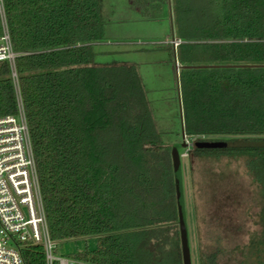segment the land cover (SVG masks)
<instances>
[{"label":"trees","instance_id":"obj_1","mask_svg":"<svg viewBox=\"0 0 264 264\" xmlns=\"http://www.w3.org/2000/svg\"><path fill=\"white\" fill-rule=\"evenodd\" d=\"M128 2L147 21L172 15L189 159H240L257 192L258 230L231 249L199 248L198 264H264V147L252 146L264 141V0ZM3 5L50 239L95 238L96 249L67 256L82 264H182L173 146L137 69L95 63L102 0ZM16 110L2 62L0 118ZM21 254L45 264L40 246Z\"/></svg>","mask_w":264,"mask_h":264},{"label":"rangeland","instance_id":"obj_2","mask_svg":"<svg viewBox=\"0 0 264 264\" xmlns=\"http://www.w3.org/2000/svg\"><path fill=\"white\" fill-rule=\"evenodd\" d=\"M128 3L102 0L103 40L93 47L95 63H123L137 69L162 141L174 146L182 141V130L175 54L166 48L172 38V16L167 10L163 18L147 21L137 16ZM184 142L185 148H178L184 206L191 264H198L199 248L210 252L218 245L231 249L244 244L258 230L259 200L240 159L190 160L191 140L185 136ZM56 248L63 258L87 248L96 249V239L63 240Z\"/></svg>","mask_w":264,"mask_h":264},{"label":"built area","instance_id":"obj_3","mask_svg":"<svg viewBox=\"0 0 264 264\" xmlns=\"http://www.w3.org/2000/svg\"><path fill=\"white\" fill-rule=\"evenodd\" d=\"M168 43L174 50L181 41L173 37ZM17 56L0 0V63L8 64L17 107L14 115L0 118V264H24V246L43 248L45 264H82L58 256V243L49 237L15 69Z\"/></svg>","mask_w":264,"mask_h":264},{"label":"water","instance_id":"obj_4","mask_svg":"<svg viewBox=\"0 0 264 264\" xmlns=\"http://www.w3.org/2000/svg\"><path fill=\"white\" fill-rule=\"evenodd\" d=\"M206 66H191L185 68H205ZM178 69V65H176ZM178 76V73H177ZM177 89H179V82L177 80ZM180 97V94H179ZM180 99V98H179ZM180 106V102H179ZM182 122V114H181ZM184 131L182 130V142L180 144L181 148H185L186 143L184 142ZM264 147V141L253 142L252 146ZM171 164L173 168V182L175 188V199L177 207V226H179V239L181 245V260L182 264H191L190 256V245L188 238V226H187V216H186V206H184V191L182 187V168L180 167V153L177 145L171 148Z\"/></svg>","mask_w":264,"mask_h":264},{"label":"crops","instance_id":"obj_5","mask_svg":"<svg viewBox=\"0 0 264 264\" xmlns=\"http://www.w3.org/2000/svg\"><path fill=\"white\" fill-rule=\"evenodd\" d=\"M128 4H129V3H128ZM129 5H130V4H129ZM133 10L136 12V15L138 16L137 11H136L135 9H133ZM171 16H172V15H171ZM171 34H172V38H171V39H173V37H174V38H177L176 35L174 34V31H173V24H172V23H171ZM171 39H169L168 42H169ZM97 42H98V41H97ZM168 42H167V43H168ZM99 44H100V43H95L94 46H97V45H99ZM168 44H169V43H168ZM166 48L169 49V50H171V51L173 50L172 47H171L170 45L167 46ZM172 53L175 54V72H176V75H177V73H178V72H177L178 69L176 68V58H177V56H176V53H175V49L172 51ZM177 65H178V62H177ZM178 67H179V66H178ZM141 80H142V79H141ZM176 81H177V80H176Z\"/></svg>","mask_w":264,"mask_h":264}]
</instances>
